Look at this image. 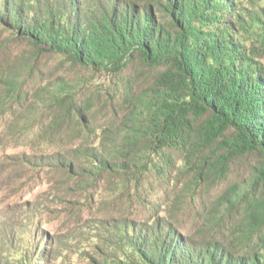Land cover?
<instances>
[{
  "label": "trees",
  "instance_id": "obj_1",
  "mask_svg": "<svg viewBox=\"0 0 264 264\" xmlns=\"http://www.w3.org/2000/svg\"><path fill=\"white\" fill-rule=\"evenodd\" d=\"M0 24V96L69 174L135 188L156 175L168 196L207 204L194 233L159 209L169 224L125 230L139 264H264V9L0 0Z\"/></svg>",
  "mask_w": 264,
  "mask_h": 264
},
{
  "label": "rangeland",
  "instance_id": "obj_2",
  "mask_svg": "<svg viewBox=\"0 0 264 264\" xmlns=\"http://www.w3.org/2000/svg\"><path fill=\"white\" fill-rule=\"evenodd\" d=\"M261 8L264 0H252L256 15ZM59 151L48 148L37 137V124L0 96V264H139L136 238L125 230L149 229L156 224L153 209H159L164 220L194 233L199 226L192 218L208 212L198 197L192 203L168 196L156 175L137 188L122 187L110 175L97 182L73 176L61 166L67 160Z\"/></svg>",
  "mask_w": 264,
  "mask_h": 264
}]
</instances>
